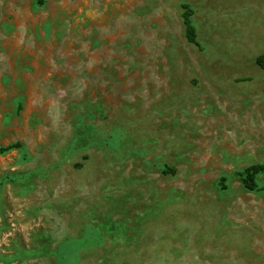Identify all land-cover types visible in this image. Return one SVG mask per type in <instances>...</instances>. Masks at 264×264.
I'll list each match as a JSON object with an SVG mask.
<instances>
[{"label":"rangeland","instance_id":"rangeland-1","mask_svg":"<svg viewBox=\"0 0 264 264\" xmlns=\"http://www.w3.org/2000/svg\"><path fill=\"white\" fill-rule=\"evenodd\" d=\"M261 56L264 0H0V264H264Z\"/></svg>","mask_w":264,"mask_h":264},{"label":"trees","instance_id":"trees-1","mask_svg":"<svg viewBox=\"0 0 264 264\" xmlns=\"http://www.w3.org/2000/svg\"><path fill=\"white\" fill-rule=\"evenodd\" d=\"M186 26H187V33L188 36L190 38V40L192 42H194L195 40V33L194 30L191 26V21L188 17V15H186ZM258 64L264 68V56H261L258 58ZM16 148V146L14 145H10L9 147L5 148V149H1L2 152H7L10 151L12 149ZM264 168L261 166H254L250 169L247 170V172L245 173L246 176L244 178V184L246 185V187L250 190H254L256 188V178L257 175L263 170Z\"/></svg>","mask_w":264,"mask_h":264},{"label":"bare ground","instance_id":"bare-ground-1","mask_svg":"<svg viewBox=\"0 0 264 264\" xmlns=\"http://www.w3.org/2000/svg\"><path fill=\"white\" fill-rule=\"evenodd\" d=\"M174 225V224H173ZM159 228V227H158ZM178 230V229H177ZM147 231V230H146ZM167 231V230H166ZM153 232V231H152ZM160 232H162V231H160ZM164 232V231H163ZM173 232V231H172ZM177 232H179V231H177ZM154 233V232H153ZM176 233V232H175ZM145 234V237H147L148 239L151 237V235H152V233H151V231L149 230V231H147V233H144ZM158 234V233H157ZM168 234V233H167ZM171 234V233H170ZM181 234V233H180ZM160 235V234H159ZM163 235V234H162ZM172 235H173V233H172ZM154 236V235H153ZM180 236H182V235H180ZM179 236V237H180ZM167 237H169V236H167ZM172 237V236H171ZM153 238V237H152ZM163 239V238H162ZM161 240V239H160ZM141 241H143V240H141ZM160 242V241H159ZM154 250V249H153ZM186 253V252H185ZM186 256V255H185ZM207 258V257H206ZM209 259H211V258H209ZM219 262V261H218Z\"/></svg>","mask_w":264,"mask_h":264}]
</instances>
